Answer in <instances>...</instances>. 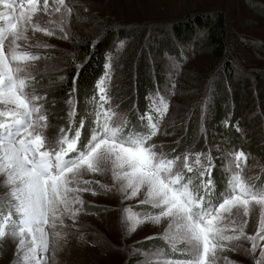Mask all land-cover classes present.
<instances>
[{
	"label": "snow or ice",
	"instance_id": "obj_1",
	"mask_svg": "<svg viewBox=\"0 0 264 264\" xmlns=\"http://www.w3.org/2000/svg\"><path fill=\"white\" fill-rule=\"evenodd\" d=\"M72 10L66 0H52L51 5L49 0H0V175L5 177L0 186L7 189L0 194V241L8 238L16 244V264H47L48 229L63 227L65 216L75 225L85 211L82 193L95 196L100 191L119 193L122 204L143 193L138 204L147 208L137 211L129 205L121 209L126 235L145 223L165 222L158 236L145 238H158L164 246L133 247L143 257L138 264H239L222 253L243 248L235 243L242 238L251 242L243 250L255 256L259 249L255 264H264V166L249 165L250 154L234 147L221 151L217 146L214 157L211 148L178 153L176 148L165 151L164 144L154 142L158 135L170 134L162 123L180 68L174 57H168L163 90L158 85L147 94L146 109L142 113L137 109L135 122L111 103L112 53H106L105 71L77 119L76 79L82 67L77 63L73 88L65 101L67 125L59 126L48 139V97L38 91V77L47 70V65L40 69L38 62L47 61L48 55L34 49L54 46L35 39V34L67 39ZM203 35L201 31L199 37ZM124 46L125 41H120L117 52ZM181 58L188 59L183 50ZM211 87L210 82L209 93ZM86 119L87 135L81 140ZM216 159L221 161L223 174L219 191L212 178ZM257 167L261 173L253 171ZM105 174H110L111 184L94 178ZM254 210L258 228L247 234ZM55 235L63 238L60 231Z\"/></svg>",
	"mask_w": 264,
	"mask_h": 264
},
{
	"label": "trees",
	"instance_id": "obj_2",
	"mask_svg": "<svg viewBox=\"0 0 264 264\" xmlns=\"http://www.w3.org/2000/svg\"><path fill=\"white\" fill-rule=\"evenodd\" d=\"M100 31L99 37L86 39L80 46L84 58L76 79L77 119L84 112L85 98L92 96L96 80L105 71L106 53L113 55V75L116 79L111 88L112 97L119 105V112L122 107L118 100L124 98L126 109L135 112L129 116L133 122L137 109L141 113L145 111L147 94L155 92L158 85L163 90L167 80L166 66L170 64L168 57H174L182 67L175 77V94L170 98L162 129H167V124L185 121V126L181 124L177 128L186 129L183 132L187 137L176 151L179 153L191 148L192 151L206 152L211 145L217 144L221 146V151L234 147L256 159L264 157V59L256 56L261 57L260 53L264 56V44L260 43L257 47L253 44L250 50L245 46L248 45L246 39L239 36L230 44L223 11L197 12L170 24L113 21L103 25ZM171 31L175 41L186 48L187 51H183L188 57L186 61L181 58V51L185 49L174 42L170 45L161 42L162 37ZM198 31L204 33L202 38ZM120 41H125L126 46L123 51L117 52ZM76 65L71 63L62 72L65 78L56 81L46 92V108L54 125H67L68 106L65 101L73 88V77L77 75ZM205 96L209 97V105L202 117L201 103ZM53 100L54 104L51 103ZM225 121H228L227 127ZM88 123L86 119L85 133ZM197 123L198 141L194 143V126ZM234 125L242 131L238 132ZM84 139L82 135L81 140ZM171 149L165 146L166 151ZM215 162L214 176L220 184L223 174L219 160Z\"/></svg>",
	"mask_w": 264,
	"mask_h": 264
},
{
	"label": "rangeland",
	"instance_id": "obj_3",
	"mask_svg": "<svg viewBox=\"0 0 264 264\" xmlns=\"http://www.w3.org/2000/svg\"><path fill=\"white\" fill-rule=\"evenodd\" d=\"M49 3L51 5L52 0H49ZM66 4L71 5L73 9L66 24V31L69 33L67 39H60L58 35L49 37L42 33L35 34V39L46 41L54 46L49 49H34V51H40L48 55L47 61L38 62L42 70L47 65V70L42 71V75L38 77L40 80L38 91L40 93H46L51 86L53 87L56 84V81H60L59 77L62 76V72L71 63L76 65L82 61L84 56L80 52V46L84 40L99 37L101 34L100 28L113 21L146 25L151 23L170 24L197 12L221 10L226 18L227 41L230 44H233L238 36L244 40L246 39L248 45L245 44V46L250 50H252L253 44H255L254 47L259 46L260 43L264 44V0H66ZM199 33L200 31L197 34L199 35ZM164 37L167 39H164ZM162 38V43L170 45V42H174L178 47L185 49L183 51H187L183 45H180L181 43L175 41L172 31ZM5 51H7V42ZM260 54L261 57L256 56L261 60L264 59L262 53ZM181 67L180 65L179 71ZM113 77L114 75H112L109 92L111 96V88L114 86L113 82L116 79L115 77L113 79ZM118 102L122 107L121 114L126 113L128 116L135 114L133 109H126L125 105L127 103L123 97L119 98ZM111 103L116 105L114 99ZM204 103L205 99L201 103V108ZM208 105L209 98L207 100ZM46 109L49 113L48 108ZM183 123L185 121L177 124H167V130H175V132H169V135H158L154 138V142L162 143L168 148L178 149L187 137L183 132L186 129L177 128L178 125L181 126L182 124L183 126ZM48 125L46 133L48 139L51 140L56 135L59 126L52 124L50 119ZM194 129H196L194 133V143H196L198 141V123L194 126ZM81 135L86 137L85 130L82 131ZM217 146L219 145L214 144L210 147L213 149L212 155L214 157L217 155ZM219 148L222 149L221 146ZM190 149L188 148V150ZM219 164L221 167L220 160ZM248 164L264 166V157L256 159L254 156H250ZM215 169L216 167L212 173L214 180ZM253 171L261 173V168L257 167ZM94 178L102 183H112L110 174L96 175ZM4 179L5 177L0 175V185L3 184ZM216 186L217 191H219L223 187V182L219 184L216 181ZM6 191V188L0 186V194ZM142 195L143 193H141V196L124 201L122 204L119 193L115 191L107 194L100 191L95 196L90 192L82 193V197L86 201L85 211L78 215L75 225L68 216H65L63 217V227L58 225L55 230L48 229L50 247L47 264H138L143 257L140 252H133V247L148 250L154 246H164V241L158 238L151 240L145 238L158 236L163 231L165 222L160 225L145 223L138 227L135 232L125 234L124 226L121 224V209L129 205L137 211L147 208L146 205L138 204ZM257 228V213L254 210L248 218L245 232L254 234ZM56 231H60L63 238L56 237ZM81 235H83V239H80ZM235 243L242 245L243 248L236 251H225L222 255L228 257L230 261L239 262V264H255V257L259 256L260 250L257 249L254 256L243 250L250 248V241L242 238ZM261 243H264V241ZM0 264H16V244L11 239L5 238V240L0 241Z\"/></svg>",
	"mask_w": 264,
	"mask_h": 264
}]
</instances>
